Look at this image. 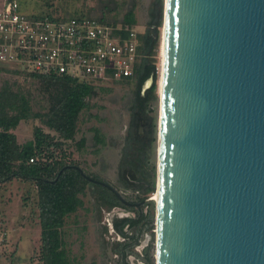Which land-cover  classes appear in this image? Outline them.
<instances>
[{
	"label": "water",
	"instance_id": "water-1",
	"mask_svg": "<svg viewBox=\"0 0 264 264\" xmlns=\"http://www.w3.org/2000/svg\"><path fill=\"white\" fill-rule=\"evenodd\" d=\"M160 46L154 264H264V0H164Z\"/></svg>",
	"mask_w": 264,
	"mask_h": 264
},
{
	"label": "rangeland",
	"instance_id": "rangeland-1",
	"mask_svg": "<svg viewBox=\"0 0 264 264\" xmlns=\"http://www.w3.org/2000/svg\"><path fill=\"white\" fill-rule=\"evenodd\" d=\"M24 12L44 13L56 17L83 14L109 22L120 21L125 12L133 7L137 32L143 33L153 25L160 13L158 47L156 50L158 78L161 63V33L163 28L164 0H19ZM12 65L0 64V87L7 82L15 90L20 87L32 88L30 102L33 111H44L48 103L38 91L40 81L29 83V78ZM26 78V79H25ZM148 80L144 84L146 88ZM108 90H98L92 99L95 104L89 111L79 115L77 131L73 139L61 141L55 131L48 129L39 119L29 117L21 120L13 130L17 141L23 143L32 138L34 126H40L54 137L51 142L60 141L62 145L53 147L56 161L73 163L91 178L104 181L116 188L129 202H146L138 206L119 204L108 206L98 197V189L89 183L82 195L83 206L64 217L62 238L69 264H146L144 258L154 259L155 250V199L157 167V122L159 114L157 100L152 105L150 116L155 118V141L150 148L140 151V137L132 125L134 112L132 102L133 83L107 82L98 84ZM158 87V79H157ZM91 114V115H90ZM92 127L100 130L103 144H94ZM143 125L139 128L142 135ZM145 135V134H144ZM85 138L83 147L77 142ZM145 138V136H144ZM148 143V138L146 139ZM48 157L47 159H49ZM40 159L41 162L47 160ZM131 166L136 178L153 177L154 192L144 198L140 190L128 186L132 178L125 179L120 163ZM144 161L141 165L139 163ZM136 165L141 166L139 169ZM151 168H154L153 176ZM141 172L140 174L137 172ZM129 180V182H128ZM128 184V185H126ZM52 204L56 198L49 199ZM149 201H152V217H149ZM140 216V217H139ZM135 219L132 226L122 224L124 219ZM40 204L37 187L32 181L12 179L0 184V264H43L41 245ZM115 224L121 225L123 236Z\"/></svg>",
	"mask_w": 264,
	"mask_h": 264
},
{
	"label": "trees",
	"instance_id": "trees-1",
	"mask_svg": "<svg viewBox=\"0 0 264 264\" xmlns=\"http://www.w3.org/2000/svg\"><path fill=\"white\" fill-rule=\"evenodd\" d=\"M83 14H73V16ZM98 20L107 24H116V21L109 22L103 17ZM120 23L124 26L136 24L134 8H129L123 15ZM160 13L153 25L138 35L143 45L145 56L137 63L133 76L122 81L133 83L132 102L133 116L132 125L140 137V151L150 148L155 141L156 124L155 118L149 115L152 105L157 100V58L155 49L158 47V35L160 27ZM29 83L35 80L40 81L38 91L46 99L48 106L44 111H33L31 108L32 88L30 86L20 87L17 85L13 90L12 86L5 82L0 87V184L19 179L32 181L37 187V195L40 204L41 223V245L43 264H69L66 251L63 247L62 227L64 217L75 212L83 206L82 195L86 187L92 183L85 179L76 168V164L56 161L53 147L62 145V142L54 140V137L45 132L40 126H34L32 138L18 143L14 129L21 120L29 117L39 119L48 129L56 132L61 140H71L77 131L79 115L84 110L89 111L95 106L92 99L97 95L98 90H108L102 86L78 82L69 76L38 75L34 73L25 74ZM25 78V79H26ZM150 80V84L144 88V84ZM91 115V114H90ZM145 127L144 134L139 133L140 126ZM94 144H103L100 130L92 127ZM145 136V138H144ZM148 138V143L146 139ZM85 138L81 137L77 142L78 148L83 147ZM50 157L41 162L40 159ZM37 158V159H35ZM33 159L32 162L29 160ZM144 161H141V165ZM129 163V162H128ZM124 160L120 163V169L126 178H132L131 184L136 190L144 194L154 192L155 183L153 177L147 176L136 178L132 174L131 166ZM130 164V163H129ZM136 165L139 169L141 166ZM153 176L154 168H151ZM141 173V172H137ZM86 174V173H85ZM129 182V180H128ZM98 189V197L108 206L119 204L125 208L116 196L106 187L92 183ZM56 198L57 202L52 204L49 199ZM152 201H149V217H152ZM140 217V216H139ZM137 222L135 219H124L122 224L132 226ZM116 229L123 236L121 225L115 224ZM144 258L146 264H154V259L147 254Z\"/></svg>",
	"mask_w": 264,
	"mask_h": 264
},
{
	"label": "built area",
	"instance_id": "built-area-1",
	"mask_svg": "<svg viewBox=\"0 0 264 264\" xmlns=\"http://www.w3.org/2000/svg\"><path fill=\"white\" fill-rule=\"evenodd\" d=\"M138 35L133 26L29 13L19 0H0V64L23 74L69 76L91 85L122 82L145 56Z\"/></svg>",
	"mask_w": 264,
	"mask_h": 264
},
{
	"label": "bare ground",
	"instance_id": "bare-ground-1",
	"mask_svg": "<svg viewBox=\"0 0 264 264\" xmlns=\"http://www.w3.org/2000/svg\"><path fill=\"white\" fill-rule=\"evenodd\" d=\"M161 55H162V46H161ZM153 196H154V199H156V194H154Z\"/></svg>",
	"mask_w": 264,
	"mask_h": 264
},
{
	"label": "crops",
	"instance_id": "crops-1",
	"mask_svg": "<svg viewBox=\"0 0 264 264\" xmlns=\"http://www.w3.org/2000/svg\"><path fill=\"white\" fill-rule=\"evenodd\" d=\"M19 143V142H18ZM21 144V143H20ZM5 183V182H4ZM4 183H2L1 185H3ZM2 248H0V250H1Z\"/></svg>",
	"mask_w": 264,
	"mask_h": 264
}]
</instances>
